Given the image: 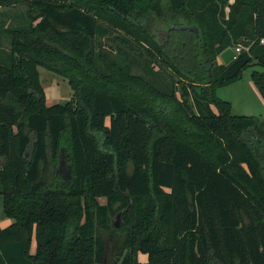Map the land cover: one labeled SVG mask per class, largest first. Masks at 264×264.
<instances>
[{
    "label": "trees",
    "instance_id": "1",
    "mask_svg": "<svg viewBox=\"0 0 264 264\" xmlns=\"http://www.w3.org/2000/svg\"><path fill=\"white\" fill-rule=\"evenodd\" d=\"M19 3L0 9V264H264V117L215 93L250 66L264 101V0L0 8ZM38 66L68 99L46 103Z\"/></svg>",
    "mask_w": 264,
    "mask_h": 264
},
{
    "label": "rangeland",
    "instance_id": "2",
    "mask_svg": "<svg viewBox=\"0 0 264 264\" xmlns=\"http://www.w3.org/2000/svg\"><path fill=\"white\" fill-rule=\"evenodd\" d=\"M23 6V4L19 3L10 7H1L0 9H4L9 14L17 15L21 10H23ZM1 43L3 45H6V40L4 37H1ZM0 52H3L2 46H0ZM134 54L136 58L144 62L142 60L143 58H145L144 51H141L139 54L135 51L133 52V55ZM0 56V62H5V59H3L4 55L1 54ZM216 59L217 62H221L218 57H216ZM37 68L39 72V80L44 89L45 101L47 104H50L52 102H63L70 97L71 89L67 84L65 77H62L61 75L49 71L41 66H38ZM250 69V66L245 67L244 69H242L241 76L239 78L227 84L217 86L215 89V93L218 97L226 99L230 102L232 113L252 114L258 117H264V101L258 94L255 86L252 84L249 78ZM131 70L133 72H142L140 66H138L137 64H134ZM212 109H214L213 106ZM63 168L66 169L65 165H63ZM98 200L102 202L103 198L99 197ZM10 221V217L2 215L0 212V227L7 225ZM29 245L30 250H32L34 246L33 237L30 239ZM137 257L139 260L144 259V255L141 253H137Z\"/></svg>",
    "mask_w": 264,
    "mask_h": 264
},
{
    "label": "water",
    "instance_id": "3",
    "mask_svg": "<svg viewBox=\"0 0 264 264\" xmlns=\"http://www.w3.org/2000/svg\"><path fill=\"white\" fill-rule=\"evenodd\" d=\"M189 28L193 29L196 33V29L194 26L190 25ZM235 52L233 51V49L231 48V46H225L224 48H222L218 53H217V57L220 59V61L222 63H227L229 62L234 56H235Z\"/></svg>",
    "mask_w": 264,
    "mask_h": 264
},
{
    "label": "built area",
    "instance_id": "4",
    "mask_svg": "<svg viewBox=\"0 0 264 264\" xmlns=\"http://www.w3.org/2000/svg\"><path fill=\"white\" fill-rule=\"evenodd\" d=\"M260 41H261V39H260ZM231 48L233 49L235 54H237L241 50L247 51L248 50V44H243L241 42H237L233 46H231Z\"/></svg>",
    "mask_w": 264,
    "mask_h": 264
},
{
    "label": "flooded vegetation",
    "instance_id": "5",
    "mask_svg": "<svg viewBox=\"0 0 264 264\" xmlns=\"http://www.w3.org/2000/svg\"><path fill=\"white\" fill-rule=\"evenodd\" d=\"M59 170H60V173H61L62 175H66V174H67V170L64 169V168H63V165H61V164H60V169H59Z\"/></svg>",
    "mask_w": 264,
    "mask_h": 264
},
{
    "label": "crops",
    "instance_id": "6",
    "mask_svg": "<svg viewBox=\"0 0 264 264\" xmlns=\"http://www.w3.org/2000/svg\"><path fill=\"white\" fill-rule=\"evenodd\" d=\"M44 90V89H43ZM45 94V93H44Z\"/></svg>",
    "mask_w": 264,
    "mask_h": 264
}]
</instances>
